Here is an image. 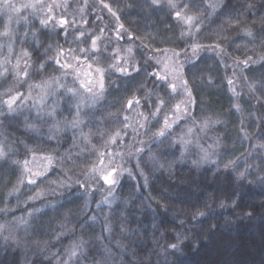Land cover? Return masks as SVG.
<instances>
[{"label": "clouds", "instance_id": "9594fccd", "mask_svg": "<svg viewBox=\"0 0 264 264\" xmlns=\"http://www.w3.org/2000/svg\"><path fill=\"white\" fill-rule=\"evenodd\" d=\"M163 2L150 0L157 6ZM227 3L221 0L220 7ZM52 7L49 0H38L44 15L32 28L34 47L28 46L32 41L25 42L27 32L20 35L19 43L15 35L0 32L5 37L0 42V117H19L16 129L5 126L11 133L5 136L8 143L0 142V167L16 169L15 178L6 180L0 190V264H38L40 260L61 264L55 250L44 252L48 244L62 238L78 240L81 256L89 254L91 245L92 264H180L178 258L188 255L185 249L197 252L202 247L215 250V264H264V136L257 134L264 114L251 112L256 126L240 128L241 150H229L223 138L213 134L215 147L210 153H190L180 133L199 129L208 135L209 125L225 121L197 111V79L190 82L185 77L188 103L183 115H176L178 104L173 101L163 122L155 123L166 104L158 98L151 114L138 112L143 121L139 128L121 123L119 110L108 107L103 77L109 69L121 75L131 73L118 67L117 58L100 70L98 92L91 85L85 89L75 76L68 79L75 70L57 58L63 48L54 47L53 41L41 47L38 38L48 26ZM172 15L179 18L178 12ZM203 15L195 17L197 30L204 23ZM220 19L217 27L246 37L245 50L254 55L235 62L243 65L245 97L254 107L264 105V0H243V9L235 17ZM66 35L61 32L55 43ZM253 67L260 69L259 75L247 74L245 70ZM49 82L53 86L42 95ZM168 88L175 97L176 87L169 84ZM230 93L232 107L243 114L239 94L232 89ZM86 94L95 100L84 106L80 97ZM150 94L146 90L145 98ZM136 104L140 106L139 97ZM123 108H131V103L125 102ZM235 146L234 141L231 147ZM37 151L47 168L34 172L27 165ZM178 171L192 173L201 182L200 189L189 190L187 181L178 184ZM161 180L168 182L161 189L162 197L153 195ZM41 226L46 229L43 245ZM85 230L91 235L86 237ZM70 246L66 245V251ZM77 255L71 251L69 259Z\"/></svg>", "mask_w": 264, "mask_h": 264}, {"label": "trees", "instance_id": "16d2710c", "mask_svg": "<svg viewBox=\"0 0 264 264\" xmlns=\"http://www.w3.org/2000/svg\"><path fill=\"white\" fill-rule=\"evenodd\" d=\"M49 3L54 4V7L49 13L47 28L41 29L38 38L42 42L41 47L53 41L54 47L63 48V54L58 55L57 58L61 63L75 70L68 73V79L75 76L80 81L79 70L72 62L74 57L82 63L87 62V67L89 65L97 68L98 71L107 69L108 65L115 63L119 58L118 67L131 73L121 75L109 69L103 77L104 83L108 86V107L119 110L118 119L121 123H130L139 128V123L143 121L138 112L151 114L156 108L158 98L165 99L166 104L157 114L155 123L163 122L168 113V104L173 101L178 104V109L181 107L176 115H183L188 103V97L184 94L185 77L190 82L193 78L197 79L196 97L199 102L197 111H207L212 115L213 120L219 117L225 121L215 127L209 125L211 131L208 135H204L199 129L196 133H190L192 143L184 146L190 153L199 152L201 156L210 153L215 147L210 138L213 134L221 136L229 150H241L240 128L251 130L256 126V120L249 115L251 112L264 114V105L254 107L252 101L245 97L244 77L241 75L243 65L235 62L236 58L242 60L246 55H254L245 50L246 37L236 34L235 30L225 32L217 27L221 23L222 16L235 17L238 11L243 9V0H228L223 8L220 7L221 0H216L214 3L210 0H164L158 6L150 3V0H49ZM217 9L220 11L217 12ZM174 11L179 13L178 19L173 18ZM201 12L204 14V23L197 30L196 24L199 21L195 17ZM212 13L216 15L209 20L208 17ZM42 15L44 14L39 11L38 0H0V32L15 35L17 43L20 35L27 32L25 42L27 44L28 41H32L28 46L34 47L36 38L32 35V28L38 26V18ZM188 17L193 18L192 24L188 22ZM61 32H66L67 35L60 37L57 45L55 41ZM77 35L79 39L76 38ZM225 36L229 38L225 39ZM4 39L5 37L0 36V42ZM217 44L221 47L218 48ZM238 44L240 47H237ZM49 52L52 53V49H49ZM53 54L57 55V53ZM13 55L15 56V53ZM245 71L249 76L260 74V69L256 67ZM200 81L203 83L201 84ZM60 83L63 84L65 81ZM169 84L174 85L178 90L175 97L169 91ZM52 86V82H49V85L43 89L42 95ZM97 87L99 89V86ZM148 89L151 90V94L145 98ZM230 89L239 94L240 103L245 110L243 114H238L232 107L234 96L230 93ZM137 97L140 98V106L136 104ZM125 102L131 103V108L124 109ZM81 103L84 106L90 104ZM0 111H3L2 107ZM124 116H128L129 120L124 121ZM0 119L4 120V125H0V140L7 144L5 136L10 137L11 133L5 130V126L8 129H16L19 125V117H0ZM242 119L243 124L240 123ZM171 123L173 121L169 120V124ZM184 133L179 134L181 141ZM128 134L129 137L132 136L131 129L128 130ZM257 134L264 136V119L260 121ZM197 140L199 144L196 143ZM234 141L236 146L232 148ZM200 145L203 149H199ZM36 158L43 159L39 151L34 159L28 161L27 166L34 172L43 171L35 168ZM15 175L16 169L0 167V190L6 186L5 181L10 182ZM175 179L178 184L180 181H187L190 185L189 190H199L201 187V182L190 172L178 171ZM207 180L208 178L205 177L204 182ZM167 186L168 182L161 180L153 195L162 197L161 189ZM145 218L147 219V216ZM39 231L43 245L46 229L41 226ZM84 234L86 237L91 235L87 230ZM68 244L71 246L66 251ZM88 247L89 254L81 256L78 240L62 238L56 243L48 244L44 255L55 250L61 258V264L65 260H68V264H81V260L84 264H92L91 245ZM73 250L78 255L69 259ZM185 251L188 255L178 258L180 264H215L218 259L215 250L211 248L202 247L197 252H191L189 249ZM52 259L54 260L55 257ZM38 264L45 262L40 260ZM46 264H52V261L49 260Z\"/></svg>", "mask_w": 264, "mask_h": 264}, {"label": "rangeland", "instance_id": "374dc122", "mask_svg": "<svg viewBox=\"0 0 264 264\" xmlns=\"http://www.w3.org/2000/svg\"><path fill=\"white\" fill-rule=\"evenodd\" d=\"M212 3L216 2V0H210ZM188 22L190 24L193 23V18L192 17H188ZM82 60V59H81ZM83 61V60H82ZM72 62L74 63V66L77 67V69L79 70V77H80V82L81 84L84 86V88L86 89L89 85L92 86V88L94 89L95 92H98V87L100 80H101V76H100V71H98V69L93 68L91 66L88 65L87 67V62L82 63L80 60H78L77 58H73ZM81 63V64H80ZM90 71V72H88ZM90 73V74H89ZM95 100V96L94 95H83L82 97H80V102H84V103H92ZM181 107L178 109L180 110ZM181 114H178L177 116H180ZM190 133L185 132L183 134L182 137V141H183V146H187L189 144L192 143V140L190 139ZM0 142H2L0 140ZM197 144H199V141H196ZM199 149H203L202 145H200ZM206 152H208V150L206 148H204ZM36 161H34L36 163L35 168L39 169V170H45L46 166H47V162L44 159H39L36 158ZM33 167V165H32Z\"/></svg>", "mask_w": 264, "mask_h": 264}, {"label": "snow or ice", "instance_id": "6c2138e0", "mask_svg": "<svg viewBox=\"0 0 264 264\" xmlns=\"http://www.w3.org/2000/svg\"><path fill=\"white\" fill-rule=\"evenodd\" d=\"M105 179H106L109 183L112 182L111 179H110V177H105Z\"/></svg>", "mask_w": 264, "mask_h": 264}]
</instances>
